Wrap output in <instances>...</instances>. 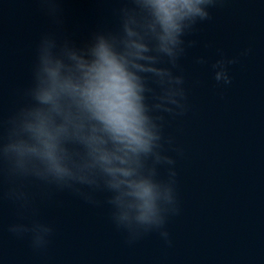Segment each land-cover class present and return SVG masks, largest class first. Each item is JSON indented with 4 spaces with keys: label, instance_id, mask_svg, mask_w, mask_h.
Returning <instances> with one entry per match:
<instances>
[{
    "label": "water",
    "instance_id": "95a60500",
    "mask_svg": "<svg viewBox=\"0 0 264 264\" xmlns=\"http://www.w3.org/2000/svg\"><path fill=\"white\" fill-rule=\"evenodd\" d=\"M125 6L132 5L0 0V148L19 141L41 147L24 129L26 122L37 123L31 113L61 122L52 103L35 98L53 85L38 59L42 38L55 40L48 67L57 68L56 81L82 84L94 35L119 32ZM210 12V20L184 37L196 43L172 69L185 79L186 113H152L163 117V134L172 139L166 154L176 161L180 213L166 226L171 244L155 231L129 243L127 231L112 220V193L103 186H75L96 201L90 203L72 188L14 174L0 154V264H264V0H221ZM221 53L237 58L227 66V85L214 79L212 64ZM157 66L171 67L167 58ZM146 75L152 105L161 88ZM61 147L68 148L69 166L82 162L79 145ZM46 163L27 160L30 169L43 170ZM167 167L157 166L158 179H167ZM35 222L53 229L42 249L32 246L30 233L9 231Z\"/></svg>",
    "mask_w": 264,
    "mask_h": 264
},
{
    "label": "clouds",
    "instance_id": "9594fccd",
    "mask_svg": "<svg viewBox=\"0 0 264 264\" xmlns=\"http://www.w3.org/2000/svg\"><path fill=\"white\" fill-rule=\"evenodd\" d=\"M220 2L128 0L132 6L120 10V31L94 35L92 59L79 85L56 81L57 68L48 67L55 40L42 38L38 59L53 78V85L51 90H37L35 98L43 104L52 103V111L61 122L56 123L50 114L31 113L37 123L26 122L24 129L41 147L24 141L6 143L0 154L10 162L11 171L72 188L90 203L96 201L75 186H103L112 193L108 199L113 207L112 220L117 228L127 231L129 243L155 231L171 244L166 226L170 216L180 213L176 161L166 154L165 145H171L172 139L163 134V117L152 113H186L185 79L172 69H179L186 47L196 43H186L184 37L195 31L198 23L210 20V9ZM164 58L170 68L157 66ZM197 62L205 63L203 58ZM236 62L237 58L229 59L221 53L212 64L215 81L230 84L227 66ZM146 74H151L161 88L159 94L154 93L157 102L152 105L147 103L146 93L153 89L147 85ZM61 99L63 103L58 102ZM62 144L79 145L82 162L69 166L70 154ZM31 157L46 161V167L30 169L27 160ZM160 165L168 166L166 180L157 178ZM9 231L17 236L30 233L32 246L42 249L53 229L35 222L31 226L10 225Z\"/></svg>",
    "mask_w": 264,
    "mask_h": 264
}]
</instances>
